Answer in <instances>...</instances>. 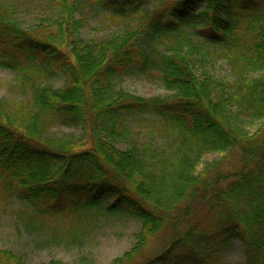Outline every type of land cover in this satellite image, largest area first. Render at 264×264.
Masks as SVG:
<instances>
[{
	"label": "trees",
	"instance_id": "obj_1",
	"mask_svg": "<svg viewBox=\"0 0 264 264\" xmlns=\"http://www.w3.org/2000/svg\"><path fill=\"white\" fill-rule=\"evenodd\" d=\"M91 11L101 39L83 37ZM0 68L24 98L0 100V201L27 203L30 231L82 248L100 220L129 217L137 241L111 264H221L234 240L264 264V0H51L30 28L0 4ZM133 76L172 95L117 88ZM235 149L240 171L206 161Z\"/></svg>",
	"mask_w": 264,
	"mask_h": 264
},
{
	"label": "rangeland",
	"instance_id": "obj_2",
	"mask_svg": "<svg viewBox=\"0 0 264 264\" xmlns=\"http://www.w3.org/2000/svg\"><path fill=\"white\" fill-rule=\"evenodd\" d=\"M50 3L51 0H0L1 5L14 7L24 28L38 25L46 19L50 14ZM87 15L93 19L92 25L96 28L85 30V39H101L109 33L110 29H99L100 24L96 21L98 15L94 11L88 12ZM228 73L229 68L226 65L218 69V75L221 77ZM47 83L54 88H62L65 85L60 76H54ZM16 85L17 73L0 68V100H24L14 89ZM117 88L144 98H166L172 95V92L163 88L153 77H127L118 81ZM258 126L255 124L249 133H253ZM52 136L79 141L84 134L81 129H61L55 130ZM206 161L208 164L221 163L224 171L232 173L240 171L241 168L240 151L237 149L228 153L208 155ZM31 213L30 206L17 198H11L5 203L0 201V251L14 253L22 259L23 264H43L51 261H60L63 264H111L133 248L137 241L136 235L142 227L140 221L129 217L100 220L96 231L84 247L72 248L65 244L56 246L51 232L46 229L34 232L27 228L26 217ZM165 238L166 235L154 239L152 249L160 246ZM221 264H243L242 245L238 240H234L223 252Z\"/></svg>",
	"mask_w": 264,
	"mask_h": 264
}]
</instances>
